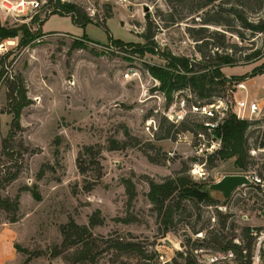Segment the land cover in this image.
<instances>
[{
	"label": "rangeland",
	"instance_id": "rangeland-1",
	"mask_svg": "<svg viewBox=\"0 0 264 264\" xmlns=\"http://www.w3.org/2000/svg\"><path fill=\"white\" fill-rule=\"evenodd\" d=\"M62 1L85 7L90 16L106 21L114 39L123 41L112 43L102 26L81 27L71 16L59 14L44 23V31L49 32L44 33L41 20L54 10L56 0L50 5L42 0L40 11L26 17L2 14V25L24 26L31 36L26 47H19L22 31L0 41L4 49L0 53V69L4 68L0 79V198L18 203L15 211L0 208V264H144L137 252L122 254L110 248L112 238L133 240L148 252H157L154 261L158 264H187L188 259L208 264L203 260L209 253L221 256L219 264H242L237 254L225 259L228 251L216 246L218 241L237 239L240 243L236 244L245 246V228L264 223L260 187H239L226 201L210 190L215 203L184 200L167 225L164 212L159 213L148 198L151 181L163 182L182 173L210 184L226 174L247 171L236 165V157L211 163L196 154L195 137L179 124V95L168 104L148 67L165 65L164 52L202 60L198 45L210 40L208 45L201 43L207 60H215L217 46L231 48L237 59L232 66L236 67L226 72L231 69L238 75L228 77L249 75L264 63V37L252 40L251 30L242 27L229 8L238 4L243 16L254 21L264 15V0L258 11L242 7L248 0ZM108 10L109 19L105 17ZM37 15L40 20L34 21ZM214 16L233 20L245 38L226 32L223 43L220 36H213L216 29L225 31L223 26L205 23ZM148 28L153 33L149 47L154 53L135 51L150 44L141 36ZM83 35L89 40H82ZM256 48L262 50L259 58L248 60L247 54ZM130 67L138 75L126 78ZM17 76L24 78L31 103L22 109L21 129L9 137L13 119L8 111L9 83ZM244 80H233L234 93L221 92L226 117L229 111L236 115L237 100L246 96V91L234 86ZM252 85L248 97L264 101V75ZM262 121L264 125V116ZM113 140L125 145L112 149ZM85 145L99 147L103 166L101 179L90 191L85 186L100 168L93 165L85 174L80 172L77 158ZM84 160L88 164L89 157L84 155ZM195 162L205 163L204 176L192 174ZM247 169L264 176V151ZM125 178L133 180L137 191L131 202ZM34 186L41 200L34 198ZM97 211L99 223L91 227L98 237L92 253L95 259L75 262L76 247L61 246V226L71 219L89 225ZM57 247L63 252L54 256Z\"/></svg>",
	"mask_w": 264,
	"mask_h": 264
},
{
	"label": "trees",
	"instance_id": "trees-1",
	"mask_svg": "<svg viewBox=\"0 0 264 264\" xmlns=\"http://www.w3.org/2000/svg\"><path fill=\"white\" fill-rule=\"evenodd\" d=\"M214 1L216 0H210V3ZM258 1V6L248 0L247 2H243L244 4H242V7H248L252 11H258L263 8V2L261 0ZM52 2L53 0H48L46 5H50ZM208 4L209 3L204 4L203 7ZM53 7L54 10L49 13V16L53 14L71 16L72 20L81 27H85L89 23H96L105 29L112 43H122L123 40L118 38L114 39L112 37L106 21H101L91 17L85 7L75 2H63L62 0H56V2L53 3ZM229 10L233 15H235L236 19L239 20L242 27L251 30L252 40L261 38V36L257 37V35L259 33H264V15L253 21L243 16L244 10L243 8H239L238 4H232ZM219 12L220 10H217V15H219ZM105 17L108 19L111 18L109 10L106 12ZM45 19L41 20V24ZM38 20H40V18L37 15L35 16L34 21ZM205 23L224 27L225 31L216 29L212 32L213 36H220V38L223 39V43H225L226 40V32L237 33V35L241 38H245L244 32H241V30L236 28L237 26L233 23V20L231 21L214 16L213 18H206ZM20 31L23 32V38L19 42V47H26L29 43V36H31L27 28H24V26L8 27L2 25L0 22V41L9 37H16ZM141 36L150 44H144L143 47L137 48L135 51L142 53L149 51L154 53V49L149 47L151 45V42L149 41L153 38V33L150 31V28H148V31L143 33ZM81 39L89 40L86 35H83ZM209 41L210 40H203L201 43L208 45L210 43ZM201 43H199L198 47L199 52H201L202 60H197L183 55H176L172 52H164L162 57L167 61L165 65H154L148 67L151 75L160 82L159 89L165 93L168 104L174 102L177 95H184L190 103H212L216 100H223L225 96L221 95V92L223 91L227 94H230L231 92L232 94L233 80L235 81L241 78L246 79V77H254L258 74L264 73L263 63L260 66H256L252 70L253 72H250L249 75L228 77L224 73L223 67L235 64L237 59L234 56L233 50L231 48V52L230 50H221L219 46H217L218 49L216 50V58L214 61H210L207 60V55L202 52ZM261 53L262 50L256 48L251 53L247 54L246 58L254 61L259 58ZM3 74L4 68L2 67L0 69V79ZM187 91L192 94V99L187 97ZM214 92H217V94ZM8 100V111L13 113L11 129L9 132V137H12L16 134L17 130L21 129L22 109L31 103L23 77H13V80L10 81ZM180 126H182L183 131H189L194 135L196 140L194 145L198 143L199 134H204L207 140H209L212 136L208 129L201 123L200 118L196 115L189 114L180 123ZM260 132L259 121L240 119L229 111L221 127L213 132L215 138H221V147L209 155L208 159H210L212 163L216 159L227 160L229 158L236 157V165L242 168V170H248V166L253 164L250 149L253 146L258 145ZM251 139L253 140L251 141ZM112 142L114 145L112 149H118L125 145L121 142H117L116 140H113ZM260 145L264 146V137ZM84 155L89 157L88 164L86 163V160H84ZM98 155H100V149L97 145H85L83 150L79 152L77 158V165L82 174H85L93 165L100 168L97 172V176L89 181L85 186L87 191L92 190L103 175V166ZM42 173L43 171L40 172L41 176ZM123 183L125 185L126 192L129 194L131 202L137 196L135 183L130 178L123 179ZM206 185V182L194 181L188 175L181 173L177 177H169L163 182L151 181L148 198L154 204L159 213L164 212V224L167 225L172 222L175 210L177 208H181V204L184 200L198 203L216 202L211 196L210 191L206 189ZM32 194L36 200H41L42 196L38 191L37 186L33 187ZM17 206V201L12 202L9 199L3 200L0 198V208H4L7 211H15L17 210ZM97 213H99V211L90 216L89 225L79 224L75 220L71 219L68 223L61 226V233L63 236L61 246L64 249L76 247V250L73 253L75 262L95 259V254L92 256V253L94 247H97L98 237L94 236L91 227L99 223ZM226 217L228 216H225V218ZM12 221H15V219L13 218ZM245 235L248 238L245 246H242V244H236L233 240H228L225 243L218 241L219 243H217L216 249L222 251L230 250L239 256L242 264H250L253 248V238L250 236V227L245 228ZM216 240L218 239L216 238ZM110 241L111 243L109 244V247L122 254L137 252L141 255L144 264H158L154 261L157 252H148V250H146V248L138 242L133 240L123 241L119 238H112ZM245 249L246 253L243 254ZM62 252L61 247H57L54 250L53 255L57 256ZM187 264H195V262H193L192 259H188Z\"/></svg>",
	"mask_w": 264,
	"mask_h": 264
},
{
	"label": "built area",
	"instance_id": "built-area-1",
	"mask_svg": "<svg viewBox=\"0 0 264 264\" xmlns=\"http://www.w3.org/2000/svg\"><path fill=\"white\" fill-rule=\"evenodd\" d=\"M43 7L42 0H0V21L2 20V14H12V15H20V16H28L34 12H39ZM93 15V13H92ZM94 17V16H91ZM264 37V33H259L257 37ZM3 44L0 45V53L4 51L2 48ZM133 75H138V72L134 67H130L126 73L125 77L129 78ZM238 90L246 91V96L242 99L237 100L235 105V113L240 119H247L250 121L257 120L260 122V130H261V138L257 146H253L250 149V155L253 160L256 162L258 158V153L260 151H264V146H261L260 143L264 137V125L262 121V117L264 116V101H258L256 99H251L248 97L247 85L245 81L235 82L234 85ZM234 93V89L232 90ZM180 94V92H179ZM187 97L192 99L193 96L190 92H186ZM222 100H216L215 102H188L184 95H179V124L189 115H196L200 118L201 123L208 129V131L212 134L209 140L205 139L204 134H199L198 143L193 145V149L196 154L201 157L208 158L209 155L214 153L217 149L221 147V138L214 137L213 132L221 127L226 116L225 111L222 110ZM194 137V135L192 134ZM204 162L199 163L195 162L192 168V174L199 176H204V171L202 170ZM247 175L253 182L252 186L260 187L262 191H264V176L258 174L256 170L250 169L244 173ZM249 187V186H245ZM262 219L264 221V210L260 212ZM250 236L253 238V248H252V256L250 264H264V223L261 226H251L250 227ZM236 243H240L237 239ZM259 249L258 253L257 250ZM246 251V249H245ZM234 253L232 251H228V254L225 257H232ZM163 258V255H160ZM208 264H219L222 261L221 256L217 253H209L206 258L203 260ZM199 264V263H196Z\"/></svg>",
	"mask_w": 264,
	"mask_h": 264
},
{
	"label": "water",
	"instance_id": "water-1",
	"mask_svg": "<svg viewBox=\"0 0 264 264\" xmlns=\"http://www.w3.org/2000/svg\"><path fill=\"white\" fill-rule=\"evenodd\" d=\"M252 180L245 174L232 173L224 175L220 180L207 184L206 189L218 193L223 199H229L233 192L239 187L252 185ZM171 243V241H169ZM259 249L257 250L258 253Z\"/></svg>",
	"mask_w": 264,
	"mask_h": 264
},
{
	"label": "crops",
	"instance_id": "crops-1",
	"mask_svg": "<svg viewBox=\"0 0 264 264\" xmlns=\"http://www.w3.org/2000/svg\"><path fill=\"white\" fill-rule=\"evenodd\" d=\"M53 15H57V14H53ZM53 15H50L48 18H50L51 16H53ZM48 18L47 19H45L43 22H42V24H41V29L43 30V32L44 33H49V32H46V31H44V29H43V25H44V23L48 20ZM90 24V23H89ZM76 35V34H75ZM78 36H81V35H78ZM234 67H236V66H225V67H223V71H224V73L227 75V76H230L231 74H235V75H238V73H236V72H232V68H234ZM250 68H249V70L248 71H250L252 68V66H249ZM229 68H231L230 69V71H229V73H227L226 71H227V69H229ZM241 75V74H240ZM262 75H264V73L263 74H258V75H256V76H254V77H251V76H249V77H246V80H244L245 81V83H246V85H247V89L249 90L253 85H252V83L258 78V77H260V76H262Z\"/></svg>",
	"mask_w": 264,
	"mask_h": 264
}]
</instances>
